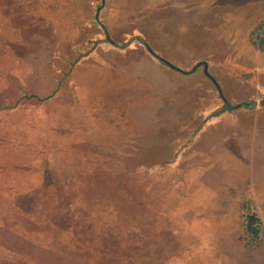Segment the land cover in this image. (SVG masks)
<instances>
[{
  "label": "rangeland",
  "instance_id": "374dc122",
  "mask_svg": "<svg viewBox=\"0 0 264 264\" xmlns=\"http://www.w3.org/2000/svg\"><path fill=\"white\" fill-rule=\"evenodd\" d=\"M100 5L0 0V264H264V0Z\"/></svg>",
  "mask_w": 264,
  "mask_h": 264
},
{
  "label": "trees",
  "instance_id": "16d2710c",
  "mask_svg": "<svg viewBox=\"0 0 264 264\" xmlns=\"http://www.w3.org/2000/svg\"><path fill=\"white\" fill-rule=\"evenodd\" d=\"M261 27V25H258V27H256L255 30L252 31V41L253 44L257 47H262L264 46V40H256L258 39L256 37V30H258ZM262 104H264V100L262 101ZM249 107L254 106V103L248 104ZM229 107L224 106L222 109H220L218 111V113L227 110ZM245 222H244V228H245V235L249 241V239L251 240V242L253 241L258 242L261 240V231H260V219L257 217L256 214L253 213H249L247 212L245 214Z\"/></svg>",
  "mask_w": 264,
  "mask_h": 264
},
{
  "label": "water",
  "instance_id": "95a60500",
  "mask_svg": "<svg viewBox=\"0 0 264 264\" xmlns=\"http://www.w3.org/2000/svg\"><path fill=\"white\" fill-rule=\"evenodd\" d=\"M104 5V0H102V5H100V7L97 8V13H96V21H98V14H99V11L100 9L103 7ZM107 41L110 42L111 44L115 45V43H113L109 37H107ZM144 44V43H143ZM148 53L154 58L156 59L158 62L162 63L163 65H165L166 67L170 68L171 70H174L178 73H182V74H189L191 72H194L197 68L199 67H203V72L206 74V76L213 82L214 86L216 87L217 91H218V94L220 96V98L224 101L225 104H227L223 98V95H222V92L220 90V87L219 85L217 84V82L214 80V78L212 76H210L207 72V65L206 63H203V62H199L197 63L191 71H183L182 69L176 67L175 65H173L172 63L168 62L167 60L163 59L162 57L158 56L157 54H155L151 48L145 43L144 44ZM245 104H241V105H237V106H234V107H231L232 109H237L239 107H242L244 106Z\"/></svg>",
  "mask_w": 264,
  "mask_h": 264
},
{
  "label": "crops",
  "instance_id": "0c3cea01",
  "mask_svg": "<svg viewBox=\"0 0 264 264\" xmlns=\"http://www.w3.org/2000/svg\"><path fill=\"white\" fill-rule=\"evenodd\" d=\"M154 52V51H153ZM155 53V52H154ZM156 54V53H155Z\"/></svg>",
  "mask_w": 264,
  "mask_h": 264
}]
</instances>
